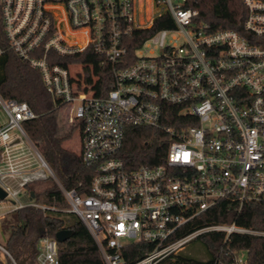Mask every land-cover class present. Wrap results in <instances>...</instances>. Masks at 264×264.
<instances>
[{"label":"built area","instance_id":"built-area-1","mask_svg":"<svg viewBox=\"0 0 264 264\" xmlns=\"http://www.w3.org/2000/svg\"><path fill=\"white\" fill-rule=\"evenodd\" d=\"M191 1L0 0L7 47L40 72L57 108L69 107L79 153L95 170L88 191L65 188L23 127L38 114L0 94V218L27 206L56 209L28 191L53 178L105 264H130L122 250L140 242L152 248L131 264H161L212 231L225 241L232 233L264 236L236 222L182 232L221 201L238 212L264 204V0H241L245 11L234 27L214 26ZM163 15L172 27L136 46L135 31ZM87 48L107 74L102 93L95 63L63 60ZM168 105L178 107L172 124ZM130 126L167 136L160 162L124 161ZM37 247L38 264H60L56 238L41 237ZM231 264H246L245 252Z\"/></svg>","mask_w":264,"mask_h":264},{"label":"trees","instance_id":"trees-1","mask_svg":"<svg viewBox=\"0 0 264 264\" xmlns=\"http://www.w3.org/2000/svg\"><path fill=\"white\" fill-rule=\"evenodd\" d=\"M192 5L199 8L202 18L214 26L234 27L244 14L241 0H192ZM172 23L169 15L157 18L150 29L136 30L134 43L136 46L155 30L170 28ZM0 46L4 49L0 55V94L6 99H16L27 102L38 114L36 118L26 120L23 127L29 137L43 155L61 184L67 189H77L80 192L88 191L89 184L95 172L93 165L86 163L79 152L71 150L64 142L71 137V132L63 133L57 115V107L46 90L40 72L28 62L22 60L16 53L7 47V40L0 27ZM135 46V45H134ZM101 57L91 53L87 48L82 53L64 57L68 63H95V71L101 75L97 89L99 93L108 88L107 74L104 75L98 66ZM107 67V65L105 66ZM91 81V77H88ZM169 120L176 114L178 107L168 105ZM168 138L156 128L146 126H130L126 130L125 146L121 153L128 165L141 162L158 163L159 156L165 154ZM32 184H28L31 195ZM27 195L26 198H30ZM35 200L56 209L45 211L27 206L15 210L3 217V228L6 234L5 248L10 252L14 261L6 255L0 264H38V241L41 237L56 238L57 232L70 229L73 234L63 242H58L60 264H105L99 246L84 222L78 215L68 211L69 204L53 181L42 191L36 192ZM236 224L264 230V204L261 202L246 203L238 212L229 201H221L214 207L198 215L187 224L182 232H189L209 224ZM225 234L221 231H212L196 238L203 244L207 260L200 261L192 256L175 254L161 264H231L235 256L244 251L246 264H264V236L232 233L225 241ZM152 244L140 242L129 244L122 250L128 263H134L150 251Z\"/></svg>","mask_w":264,"mask_h":264},{"label":"rangeland","instance_id":"rangeland-1","mask_svg":"<svg viewBox=\"0 0 264 264\" xmlns=\"http://www.w3.org/2000/svg\"><path fill=\"white\" fill-rule=\"evenodd\" d=\"M69 111V107H64V108H58L57 109V115L59 119V123L61 126V130L63 133H68L71 132V137L67 139L64 142V145L76 152H79V137L78 134H76L74 128L70 125V123L67 120L66 113ZM5 120L4 114L0 111V121ZM54 181L53 178H49L46 180H41L37 181L32 184L31 188L35 192H40L42 191L45 187L49 186L52 182ZM6 234L4 232L3 228V218H0V243L2 245L6 244ZM177 254H182L186 256H192L196 258L197 260L200 261H205L207 260V254L204 249V246L201 242L199 241H192L184 249H182L180 252ZM6 253L0 249V259L5 260L6 259Z\"/></svg>","mask_w":264,"mask_h":264},{"label":"water","instance_id":"water-1","mask_svg":"<svg viewBox=\"0 0 264 264\" xmlns=\"http://www.w3.org/2000/svg\"><path fill=\"white\" fill-rule=\"evenodd\" d=\"M35 195L34 191H31V198H33ZM6 196V192H4L2 190V188L0 187V199H4ZM73 234L72 230L70 229H62L59 232H57L56 234V239L58 242H63L66 239H68L71 235ZM21 264H23V261L21 262Z\"/></svg>","mask_w":264,"mask_h":264}]
</instances>
